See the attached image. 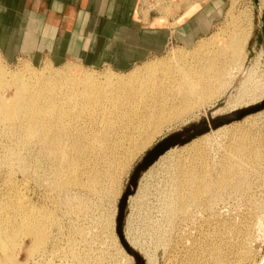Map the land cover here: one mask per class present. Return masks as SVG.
I'll return each instance as SVG.
<instances>
[{"label":"rangeland","instance_id":"374dc122","mask_svg":"<svg viewBox=\"0 0 264 264\" xmlns=\"http://www.w3.org/2000/svg\"><path fill=\"white\" fill-rule=\"evenodd\" d=\"M197 2L209 29L127 71L7 64L0 55L3 97L23 82L62 93L58 110L68 129L61 132L68 133L65 156L55 159L18 126L0 123V264H137L130 250L145 264L149 256L155 264H257L264 257V109L160 157L129 196L118 231L123 196L148 151L264 91V0H142L147 12L172 17ZM236 41L242 45L233 47ZM133 75L149 78L151 90L139 93L140 83L120 89ZM65 78L103 89L101 101L70 105ZM20 190L26 213H10L5 206Z\"/></svg>","mask_w":264,"mask_h":264},{"label":"crops","instance_id":"0c3cea01","mask_svg":"<svg viewBox=\"0 0 264 264\" xmlns=\"http://www.w3.org/2000/svg\"><path fill=\"white\" fill-rule=\"evenodd\" d=\"M202 4L172 17L147 12L142 0H0V55L7 64L127 71L209 29Z\"/></svg>","mask_w":264,"mask_h":264},{"label":"bare ground","instance_id":"6f19581e","mask_svg":"<svg viewBox=\"0 0 264 264\" xmlns=\"http://www.w3.org/2000/svg\"><path fill=\"white\" fill-rule=\"evenodd\" d=\"M233 15H234V12H233V10L230 9L227 13L228 19H232ZM247 36L248 35H247L246 31H244L242 33V36H241L242 40H246ZM237 45H242V43L240 41H236L233 43V47L234 46L237 47ZM200 46H202V45H198L199 48H200ZM216 69H217V67H216ZM206 75H208V74H206ZM62 80L67 81L69 84L72 85V87H69L68 91L66 93H64V96L68 100L70 105L78 104L77 102L80 99H84L85 102H92L94 100L95 101H101V99L104 95V92H105L103 89L91 85L90 82H78V83H76V82L70 81L66 78L62 79ZM5 81H6L5 75H3V72L2 73L0 72V123L4 122V123H9L10 125H13V126H18L19 130H21L23 132V135L25 136V139L28 142L31 143V142H34L35 140H37L40 144H42L46 148H48L47 152L52 157H54L55 159H61L62 157H64L65 152L62 149V145H63V139L65 137H68V133H66L64 135L61 132H63V131L66 132L68 129H67V127H65L64 122H63V118L61 117L63 114L60 113L58 110V103L62 98V96H61L62 93H58L57 91H47L46 89L44 90L41 88H38L37 90H35L33 88V86H31L29 83L23 82V83L15 86L16 92H15L13 97L6 98V97H3V94H2V87H3V84L5 83ZM150 82H151V80L149 78H145V77L141 78L138 75H133V76L129 77V79H127L126 81H123V83L119 87H120V89L129 90L130 88H133L136 83H138V84L140 83V89H139L140 92L139 93L142 94V93H145V92H148L151 90ZM199 82H200V80H199ZM197 84H198V82H197ZM188 87H189V85H188ZM186 88L187 87H185V89ZM102 91H104V92L102 93ZM133 91H135V90H133ZM195 91L196 90L194 88V89H186L184 92H185V95L190 96L193 94L196 95L197 92H195ZM181 92H182V90H181ZM202 92L204 94L207 92L206 87L203 88ZM131 94L137 95L135 93H131ZM198 94H200V93H198ZM183 96H184V94H183ZM263 100H264V91L258 95H255L249 101L245 102L243 105L241 104V106H240V104H237L240 107H238L234 103L235 106L234 107L232 106L233 108L231 107L232 109L230 108L231 110L229 112H235L241 108L256 105L258 103H261ZM73 111H76V110H73ZM200 137H202V136H200ZM200 137H198V138H200ZM78 138H80V137H78ZM198 138H196V139H198ZM196 139H194V140H196ZM97 143H96V141L91 142V144H97ZM72 145H80L81 146L82 143H80L79 140H74ZM197 177L198 176H196V178ZM195 184H197V183H195ZM204 186L208 187V185L206 186V184L203 185V187ZM200 187H202V186H200ZM202 189H204V188H202ZM205 190H206V188L204 190L200 189V191H202V192ZM209 191H206V192H209ZM194 192H196V191H194ZM210 192L208 194L212 195V191H210ZM193 194L195 195V193H193ZM193 194H192V197H194ZM202 194H204V193H202ZM16 195H17L16 200L8 201V203L5 207L13 209V211H10V213L16 212L19 214H24V213H26V207L23 206L25 204L24 199L26 197L24 190H20L18 193H16ZM198 195L200 196L199 193H198ZM199 196H197V197H199ZM200 201H201V199H200ZM126 256L128 257L129 261L132 263L133 259H131L128 255H126ZM148 258H149V259H147L148 264H155V260L151 256H149ZM257 264H264V257Z\"/></svg>","mask_w":264,"mask_h":264},{"label":"water","instance_id":"95a60500","mask_svg":"<svg viewBox=\"0 0 264 264\" xmlns=\"http://www.w3.org/2000/svg\"><path fill=\"white\" fill-rule=\"evenodd\" d=\"M263 109L264 100L254 106L237 110L231 114L216 117H213L211 114H209L207 119H203L197 124H192L179 132L173 133L172 135L164 138L161 142L155 145L154 148L148 151L142 161L135 167L130 179L129 187L123 196L118 219L119 234L122 236L125 207L129 196L133 195L137 191L141 177L160 159V157L177 146H184L200 136H203L211 131H215L234 121L241 120L247 115L256 113ZM130 252L134 256L137 264H145L141 256L132 250H130Z\"/></svg>","mask_w":264,"mask_h":264},{"label":"trees","instance_id":"16d2710c","mask_svg":"<svg viewBox=\"0 0 264 264\" xmlns=\"http://www.w3.org/2000/svg\"><path fill=\"white\" fill-rule=\"evenodd\" d=\"M253 40L251 41V44H252Z\"/></svg>","mask_w":264,"mask_h":264}]
</instances>
